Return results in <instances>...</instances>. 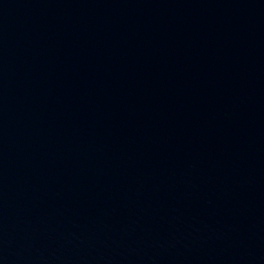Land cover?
Here are the masks:
<instances>
[{"label": "water", "instance_id": "1", "mask_svg": "<svg viewBox=\"0 0 264 264\" xmlns=\"http://www.w3.org/2000/svg\"><path fill=\"white\" fill-rule=\"evenodd\" d=\"M0 264H264V0H0Z\"/></svg>", "mask_w": 264, "mask_h": 264}]
</instances>
